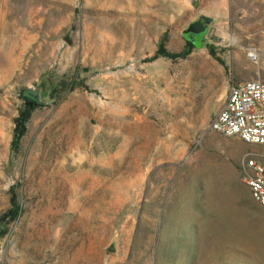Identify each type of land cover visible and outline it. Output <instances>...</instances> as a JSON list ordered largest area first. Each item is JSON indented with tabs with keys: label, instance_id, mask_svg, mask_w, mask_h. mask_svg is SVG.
Segmentation results:
<instances>
[{
	"label": "rangeland",
	"instance_id": "rangeland-1",
	"mask_svg": "<svg viewBox=\"0 0 264 264\" xmlns=\"http://www.w3.org/2000/svg\"><path fill=\"white\" fill-rule=\"evenodd\" d=\"M252 79L264 0H0V264H264V146L211 129Z\"/></svg>",
	"mask_w": 264,
	"mask_h": 264
},
{
	"label": "built area",
	"instance_id": "built-area-1",
	"mask_svg": "<svg viewBox=\"0 0 264 264\" xmlns=\"http://www.w3.org/2000/svg\"><path fill=\"white\" fill-rule=\"evenodd\" d=\"M250 57H255L253 52ZM211 129L251 146H264V82L260 79L233 84L223 108L215 115ZM244 181L253 199L264 208V165L256 157H246Z\"/></svg>",
	"mask_w": 264,
	"mask_h": 264
},
{
	"label": "trees",
	"instance_id": "trees-1",
	"mask_svg": "<svg viewBox=\"0 0 264 264\" xmlns=\"http://www.w3.org/2000/svg\"><path fill=\"white\" fill-rule=\"evenodd\" d=\"M196 45L192 42H189L187 48L185 49L184 52L182 53H173L171 51L168 50L167 45L165 42L161 43L160 47H159V51L157 54V57H166L172 60H177L180 58H187L192 51L195 49ZM39 105L36 103H28L26 106V110L22 112L21 117L19 118V125H18V138H22L28 129V123L29 121L32 119L33 114L35 113V111L38 109ZM13 210H12V214L13 215H18L19 214V205L18 202L16 200V197L13 198Z\"/></svg>",
	"mask_w": 264,
	"mask_h": 264
},
{
	"label": "crops",
	"instance_id": "crops-1",
	"mask_svg": "<svg viewBox=\"0 0 264 264\" xmlns=\"http://www.w3.org/2000/svg\"><path fill=\"white\" fill-rule=\"evenodd\" d=\"M261 164L264 165V160L256 158ZM180 252L177 250L175 255H169L168 259L169 261L175 262V264H195L194 262L197 260L196 258H193V255L180 256ZM186 262V263H185Z\"/></svg>",
	"mask_w": 264,
	"mask_h": 264
},
{
	"label": "water",
	"instance_id": "water-1",
	"mask_svg": "<svg viewBox=\"0 0 264 264\" xmlns=\"http://www.w3.org/2000/svg\"><path fill=\"white\" fill-rule=\"evenodd\" d=\"M204 30L205 27L203 23H195L187 30L186 37L195 35L197 38V42L195 43V45L199 46L201 44L202 36L204 35Z\"/></svg>",
	"mask_w": 264,
	"mask_h": 264
},
{
	"label": "bare ground",
	"instance_id": "bare-ground-1",
	"mask_svg": "<svg viewBox=\"0 0 264 264\" xmlns=\"http://www.w3.org/2000/svg\"><path fill=\"white\" fill-rule=\"evenodd\" d=\"M257 62V61H256ZM207 91V90H206ZM207 93V92H206ZM188 99V98H187ZM186 98H184L183 97V100L182 101H184V102H186V104L187 105H189V106H192V103H193V101H194V98L192 97V95H190V97H189V100H187ZM184 107V106H183ZM188 107V106H187ZM182 108V107H181ZM193 109V108H192ZM182 110V109H181ZM193 111H194V109H193ZM184 112H185V109H184ZM191 112V111H190ZM193 113V112H192ZM174 117V116H173Z\"/></svg>",
	"mask_w": 264,
	"mask_h": 264
}]
</instances>
